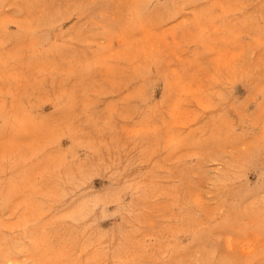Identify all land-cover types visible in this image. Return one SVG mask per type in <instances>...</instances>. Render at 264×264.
<instances>
[{"label":"rangeland","instance_id":"374dc122","mask_svg":"<svg viewBox=\"0 0 264 264\" xmlns=\"http://www.w3.org/2000/svg\"><path fill=\"white\" fill-rule=\"evenodd\" d=\"M0 264H264V0H0Z\"/></svg>","mask_w":264,"mask_h":264}]
</instances>
